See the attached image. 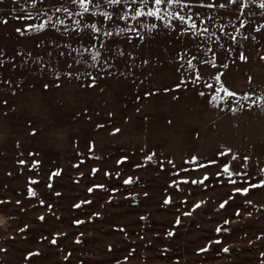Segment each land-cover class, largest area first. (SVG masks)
<instances>
[{
  "label": "rangeland",
  "instance_id": "1",
  "mask_svg": "<svg viewBox=\"0 0 264 264\" xmlns=\"http://www.w3.org/2000/svg\"><path fill=\"white\" fill-rule=\"evenodd\" d=\"M182 4L0 0V264H264V187L233 192L264 179V9Z\"/></svg>",
  "mask_w": 264,
  "mask_h": 264
},
{
  "label": "snow or ice",
  "instance_id": "2",
  "mask_svg": "<svg viewBox=\"0 0 264 264\" xmlns=\"http://www.w3.org/2000/svg\"><path fill=\"white\" fill-rule=\"evenodd\" d=\"M92 2H93V0H72V3H74V4L79 3V5H80V7H81V9H82V12H88V10H89L88 5L92 4ZM106 2L109 3V4H121L122 2L126 3V0H106ZM232 2L235 3L236 0H232ZM252 2L255 3V0H252ZM141 3L144 4V5L146 6V5H147V0H141ZM154 3H155V5H157V6H159V5L163 4V3H167V4H169V5L180 4L182 7L184 6V5L182 4V0H154ZM208 6L211 7V5H208ZM220 6L223 7V5H220ZM260 7H261L262 9H264V0H262V2L260 3ZM62 10L65 11V12H68V9H67V8H64V9H62ZM57 11H61V9H57ZM159 13H160V9H159V7H156L155 9H150V10L147 12V15H150V16H156V17H158V18H162V17L159 16ZM69 14H70V13H69ZM144 14H145V13L143 12L142 9H137V10H135V16H141V15H144ZM175 15H176V17H177L182 23H187L189 20H191V17H188V18L186 19L185 16L180 15L179 13H176ZM103 16L105 17V19H111V16H110L107 12H104V13H103ZM122 18H126V17H122ZM3 22H4V23H7V21H3ZM60 23H63V21H60ZM77 23H79V22H77ZM28 27H29V28H32L33 25H29ZM44 27H46V23H42V24H40V25L38 26L39 29H43ZM85 27H90V28L92 29L93 32H99V31H100V29H98L97 26H96L95 24L85 25ZM191 27H192L193 29H195L196 25H195L194 22L191 24ZM17 31H20V29H17ZM121 31H124V30L121 29ZM205 31H207V29H205ZM105 35H111V33H110V32H109V33H105ZM98 55H99L98 52L95 53V54L93 55V57H92L93 60H96L97 57H98ZM240 59H241V60H244L245 57H244L243 55H241V56H240ZM188 63H189V67H191V66H192L191 61H189ZM224 67H227V65H224ZM197 78H199V77H197ZM216 79L219 80L220 77L217 76ZM47 87H48V85H45V88H47ZM176 87L179 88V87H180V84H177ZM208 87H212V85H208ZM219 91H223V92L225 93V95L228 96V97L236 96V93H235V92L229 91L228 89L224 88L223 86H221V89H219L218 92H219ZM200 95H204V93L201 92ZM221 98H222V97H219L218 94H217V95H213L212 98H211V100H210L209 102L212 103L213 101H216V100L221 99ZM244 99H248V96L246 95V96L244 97ZM252 103H256V101H252ZM97 127H101V128H102L103 125H97ZM120 131H121V130H120L119 128H116V129H114L113 134L118 133V132H120ZM32 134L35 135V132H33ZM231 152H232V149H231V148H228V149H226V151H221V152L219 153V155H221V156H227L228 153H231ZM30 155H32V154L30 153ZM153 155H155V154H153ZM152 158H153L152 155L147 156V159H148V160H152ZM126 159H127V157H124V158H122V160L117 161V163H118V164H119V163H123L124 160H126ZM196 159H197V157H195V156L192 157V160H193V161H195ZM232 159H233V160H236L237 157H236L235 155H233ZM248 159H249V157H247V156H244V157H243V160H244V161H247ZM19 163L24 164L25 161L21 160V161H19ZM169 163H172V162L169 161ZM210 163H216V161H210ZM38 164H39V161H33V165H32V166L35 168ZM77 167H78V166H77ZM199 167H204V165H199ZM97 171H98L97 169H93V170H92L93 174L96 173ZM222 171H223V173L227 174L229 177H231V176L234 174L233 172L230 171V166H229V164H224V165H223V169H222ZM260 171H261V172H264V168H262ZM220 174H221V173H217V175H220ZM237 174H238V173H237ZM58 175H60V172H59V171H57V172H53V173L51 174V176L49 177V179L51 180L52 177H54V176H58ZM105 175H110V173H105ZM245 175H247V173H245ZM208 179H209V177H208L207 175H205L201 180H199V181H197V180H192L191 183H192V184H197V183H199V184H204V182L207 181ZM36 183H38V181L31 180V179L29 180V187H28V190H27V191H28V196H29V197H37V193H36V192L33 190V188L31 187L32 184H36ZM131 183H133V178H132V177H129L128 179H125V180H124V184H126V185H127V184H131ZM173 183L175 184L176 182L174 181ZM182 183L187 184V183H189V181H188V180H183ZM229 183H231L232 185H236V184H237V181H236V180H231V179H230V180H229ZM177 186H178V185H177ZM48 187L51 188V187H52V184L49 183V184H48ZM103 187H104V185H102V184H100V185H94L93 187L88 188V192L91 193V192H93L94 188H103ZM259 187H264V179H261L259 183H249L247 187H233V192H234V193H240V194L246 196V195L249 193L250 189L259 188ZM114 191H115V190H114ZM56 195L59 196L60 193H56ZM145 196H147V193H145ZM233 199H234V196H231V195H230V196L228 197V199L223 200V201L219 204V209H225L226 206L229 204V202H230L231 200H233ZM2 203H4V201H0V204H2ZM19 203H20V201H17V204H19ZM90 203H91V201H87V200H86V201H81L79 204H74L73 207H74V208H80V207L82 206V204H90ZM163 203H164L165 205H167V204L172 203V200H171V198L169 197V198H166V199L163 201ZM182 203H185V202H182ZM204 203H205L204 201H200V202L196 203L195 205H193V209H192V211H195L196 209H199V208L202 206V204H204ZM245 203H246V204H251L252 201H250V200H246ZM39 204H40L41 206H43V205H44V201H43V200H40V201H39ZM48 207H49V209L52 208L51 205H48ZM191 214H192V212H185V213H184L185 216H191ZM94 215H98V214H94ZM235 215H236L237 217H239V216L241 215V210H240L239 208L236 209V213H235ZM248 215L251 216V213L249 212ZM39 219H40L41 221H43V220L45 219V217L40 216ZM144 219H145L144 217H141V220H144ZM73 223H74V224H77V225H80V224H83V223H85V222L82 221V220H74ZM229 223H230V221L227 220V219H225L224 222H223V225H219V226L216 227L215 232H216V233H221V232H225V233H226V232H229L230 229L227 228V227H224V225H228ZM175 224H176V225H180V224H181V219H180L179 216H177V218H176V220H175ZM26 228H27V225H25V228H21L20 231L23 232V231H25ZM121 231H124V230L121 229ZM166 235H167V236H174V235H175V232H174V231H168V232L166 233ZM259 238H260V237H257V239H259ZM42 239H47V238H46V237H42ZM76 242L79 243V242H80L79 239H77ZM51 243H52V244H56V243H57V239H56L55 236L52 238ZM211 243H214V244L219 245V244L222 243V241L219 240V239H217V240H215V241H212V242H210V245H209V246L202 247V248L198 249V251H199V252H207V251L209 250V247L211 246ZM222 251L225 252V253H227V252H229V248H228V247H224V248L222 249ZM35 255H38V253H29V256H35ZM262 255H264V254H262ZM65 259H67V257H65Z\"/></svg>",
  "mask_w": 264,
  "mask_h": 264
},
{
  "label": "crops",
  "instance_id": "3",
  "mask_svg": "<svg viewBox=\"0 0 264 264\" xmlns=\"http://www.w3.org/2000/svg\"><path fill=\"white\" fill-rule=\"evenodd\" d=\"M255 2H257V3H261V2H262V0H255Z\"/></svg>",
  "mask_w": 264,
  "mask_h": 264
}]
</instances>
